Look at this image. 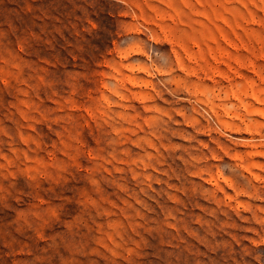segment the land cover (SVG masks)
<instances>
[{"label": "rangeland", "instance_id": "rangeland-1", "mask_svg": "<svg viewBox=\"0 0 264 264\" xmlns=\"http://www.w3.org/2000/svg\"><path fill=\"white\" fill-rule=\"evenodd\" d=\"M0 264H264V0H0Z\"/></svg>", "mask_w": 264, "mask_h": 264}]
</instances>
